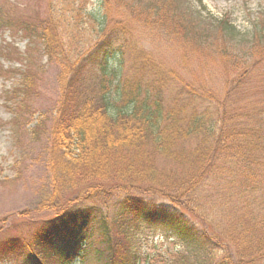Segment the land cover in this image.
Returning a JSON list of instances; mask_svg holds the SVG:
<instances>
[{"label": "trees", "instance_id": "obj_1", "mask_svg": "<svg viewBox=\"0 0 264 264\" xmlns=\"http://www.w3.org/2000/svg\"><path fill=\"white\" fill-rule=\"evenodd\" d=\"M4 2L0 0V32L8 30L28 40L23 52L13 41L2 45L1 57L13 63L20 61L23 66L5 67L0 63V77H19V84L4 92L6 106L15 113L27 107V117L31 121L34 112L30 114L29 111H32L39 84L32 47L37 48L38 42L50 59L62 60L64 67L62 95L50 131L47 159L53 189L50 199L44 204L45 207L49 204L51 209L57 207L60 220L38 230L26 226L12 228L20 235L4 238L5 248L0 249V257L18 245L23 246L28 237H32V244L24 247L30 255H26L24 250L13 253L15 264H73L76 258L82 264L87 261L90 251L98 255L99 264H141L142 256L128 244L130 235L125 240L127 244L119 249L108 229L110 219L103 215V206L111 203L115 189L117 193L124 194L123 198L118 197L115 201L118 200L116 205L122 215H127L128 220H125L131 227H136L140 233L146 226L165 228L169 237L176 235L188 254L202 259V264H233L231 254L216 261L217 251L222 249L220 241L215 239L217 236L225 241L228 239V244L237 249L241 264L264 254V218L242 213L237 221L244 230L254 221L252 234L230 235L218 230L215 222L210 220L211 214L206 216L202 211V206L211 203L203 200L202 193L213 188L221 191L218 196L224 198L225 204L233 203V198H236L239 204L234 206L242 209L250 208V202L256 205L261 199L258 190L264 189L263 96H259L260 103H256V99L249 101L241 114L235 112L228 116L225 111V115L213 118L209 108H204L202 113L189 107L188 112L183 104L164 109L159 95L151 96L143 89L138 77L130 76L119 84L120 106H128L129 111L118 106L119 110L111 114L109 101L103 98L97 101L86 95L83 74L77 73L79 61L69 57L71 52L66 47L65 33L69 31L71 22L82 14L83 5L80 11L78 0H61L58 5L55 0H50L48 19L38 14L19 19L10 12L12 8L6 10ZM185 26L186 30H191L190 25L183 28ZM117 36L118 32L107 33L98 48L84 59L85 63L94 60L98 49L103 48L102 66L105 65L108 57H104L113 49ZM237 58L242 60L238 55L235 56ZM83 65L80 66L83 68ZM250 66L236 63L240 73H237L238 84L235 87L247 83ZM106 81L108 78L105 76L102 84ZM25 117L20 112L15 119ZM43 120L35 125L36 134L41 132V128L36 126ZM231 120L228 126L222 125L224 121ZM103 168H110V172H103ZM74 179L80 183L76 184ZM68 182L75 185H67ZM105 183H110L111 187ZM215 183L220 184L217 186ZM69 187L82 191L74 198L63 199L60 193ZM103 187L111 192H106L104 197ZM215 196L207 193L206 197ZM187 209L203 218L208 227L214 226L217 230L214 237L196 225ZM96 231L103 237L107 254L102 249L92 250L90 247ZM180 261L177 260L176 264H181Z\"/></svg>", "mask_w": 264, "mask_h": 264}, {"label": "rangeland", "instance_id": "obj_2", "mask_svg": "<svg viewBox=\"0 0 264 264\" xmlns=\"http://www.w3.org/2000/svg\"><path fill=\"white\" fill-rule=\"evenodd\" d=\"M12 1L16 3L11 4ZM49 1L5 0L4 4L7 11L13 9L10 12L16 18L24 19L38 14L48 19ZM59 1L61 0H55V3L58 5ZM78 2L81 5L80 11L83 5V12L77 14L78 17L71 22L69 31L65 33L66 47L71 52L68 54L70 58L79 61L77 73L83 74L81 76L85 81L86 95L97 101H101L102 98L109 101L112 104L109 108L111 114L119 110L118 106L129 111L128 106H120L119 84L130 76L138 77L143 89L151 96L159 95L164 109L169 110L183 104L186 111L189 107L197 108V112L202 113L204 108H209V114H212L213 118H218V115L224 114L225 111L228 116L235 112L242 113L249 101L256 99V103H260L259 96L264 97V0H78ZM175 14L177 16L180 14L181 18ZM184 25H190L191 30H186V26L183 28ZM109 32L111 34L118 32V36L114 38L113 49L104 57V59L108 57L106 64L102 66L101 57L105 54L103 48H99L96 58L86 64L84 59L98 48L99 42ZM11 41L22 52L27 47V39L11 34L7 30L0 32V52L2 45ZM36 47H32V55L33 60L35 58L37 60L39 84L32 111H29L30 114L34 112L31 121L30 117H27V107L16 110L15 113L6 106L4 92L18 85L19 77L11 79L0 77V249L5 248L4 238L7 235L12 237L20 235L14 231L16 226L19 229L26 226L28 229L38 230L50 222L60 220L58 213L60 210L57 207L51 209L49 204L45 207L44 204L50 199L53 189L47 159L51 145L50 131L62 95L61 74L64 66L62 60L50 59L40 42ZM224 51L228 53L225 54ZM236 55L242 60L235 59ZM16 59L19 60V57ZM237 62L244 66L253 64L250 66L251 70H248L250 75L247 83L239 87H235L238 84L237 73H240L239 69H236ZM0 63L5 67H21L20 61L9 62L1 57V53ZM80 65H83V68ZM105 76L108 81L103 85ZM251 94L255 96L251 97ZM261 102L264 105V99H261ZM20 112L26 117L15 119ZM40 119L44 120L36 127L41 128V132L36 134L37 130L36 128L34 130V127ZM231 122L232 120L224 121L222 125L226 127ZM103 172L109 173L110 168H103ZM75 182L80 183L79 180ZM67 185L75 183L68 182ZM105 185L111 187L110 183ZM80 188L69 187L68 190L61 191L60 196L63 199L74 198L82 191ZM102 192L104 197L109 191L103 187ZM219 192L213 188L202 193L203 200L211 202L202 206L204 214L206 216L208 213L211 214L210 220L215 222L218 230L230 235L239 233L243 236L246 233L251 235L255 222H251L244 230L237 218L247 212L255 218L257 216L258 219L264 218V189L258 190L261 199L256 205L250 202L248 204L250 208L243 209L234 206L239 204L236 198H233V203L225 204L224 198L218 196ZM207 193L217 196L206 197ZM123 196V192L117 193L115 189L111 203L107 207L103 206V215L110 219L108 229L119 249L127 244L125 240H128L129 234L131 240L128 244L142 256L141 264H176L179 259L181 264L185 262L202 264V259H195L188 254L187 248L183 246L182 241L176 239V235L172 234L169 237L165 228L155 229L146 226L145 231L140 233L136 227H131L125 220L127 215H122L119 206L116 205L118 200L115 199ZM185 213L190 215L186 210ZM191 216L196 225L205 228L214 237L217 233L214 226L208 227L206 221L196 214L191 213ZM28 238L23 246L18 245L17 248L4 253L0 257V264H15L13 253L27 250L24 247L32 244L30 243L32 237ZM102 239L103 237L96 231L90 240L92 250L106 248ZM215 239L217 242L220 241L222 247L217 251L216 261L231 254L233 264H241L237 249L228 244V239L225 241L223 237L220 239L218 236ZM25 250V254L30 255ZM103 252L107 254L105 250ZM99 262L98 255L90 251L87 261L82 264ZM73 264L81 263L76 258ZM246 264H264V254L247 261Z\"/></svg>", "mask_w": 264, "mask_h": 264}]
</instances>
